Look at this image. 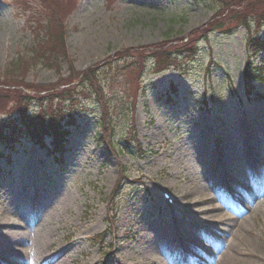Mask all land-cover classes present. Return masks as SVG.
Instances as JSON below:
<instances>
[{
  "label": "rangeland",
  "instance_id": "374dc122",
  "mask_svg": "<svg viewBox=\"0 0 264 264\" xmlns=\"http://www.w3.org/2000/svg\"><path fill=\"white\" fill-rule=\"evenodd\" d=\"M244 1L64 0L56 22L66 56L50 67L27 58H36L31 48L45 37L52 9L43 0H0V117L25 107L22 96L86 86L87 75L103 91L97 98L80 95L72 107L70 151L61 164L30 141L5 152L10 162L0 159L2 264H175L180 246L207 257L204 264H233L234 253L237 264H264V85H255L260 99L244 98L247 30L232 27L229 13L245 12ZM260 11L254 30L264 38V5ZM196 30H207L206 37L177 41ZM194 43L197 53L176 54ZM166 49L174 67L166 59L153 63V53ZM21 59L29 65L16 69L12 64ZM133 62L138 71L130 75ZM171 85L175 107L161 99ZM104 108L106 132L99 124ZM110 128L116 155L99 141ZM211 163L222 170L212 179ZM226 178L236 201L241 189L253 194L249 213L235 216L232 202L217 193ZM159 188L175 198L178 213H170ZM199 207L207 212H196ZM231 243L235 248L226 250Z\"/></svg>",
  "mask_w": 264,
  "mask_h": 264
},
{
  "label": "trees",
  "instance_id": "16d2710c",
  "mask_svg": "<svg viewBox=\"0 0 264 264\" xmlns=\"http://www.w3.org/2000/svg\"><path fill=\"white\" fill-rule=\"evenodd\" d=\"M64 0H43L44 3H46V8H51L52 10H49L51 12V22L47 25V27L43 30H45V37L42 39H39V41L36 43L35 47L31 48V51L35 55L36 58H27L28 62L30 63H38L42 62L47 64L50 67H54V65L57 64V61L62 57L65 58L66 56V50H65V42L66 37L65 34L60 30L61 23L56 22V17L61 18V4ZM70 3V0H69ZM239 4L238 8L242 7V2H237ZM245 4V12H241L238 9L234 11V9L229 8V13L233 12L235 14L234 18H232L231 22H236L237 24L232 26L236 27L239 24L240 26H244L247 29V37L245 41V46L247 48V62L246 67L243 70V76L245 79L246 84V91L249 95L254 94L253 89V82L254 80H264V58L261 59L260 65H255L254 59H256L257 54L261 51H264V39L259 38L257 35L259 32L254 30L255 25L258 22L259 16L261 15V7L264 5V0H246L244 1ZM223 7L225 6L230 7V3L224 2ZM264 13V12H263ZM262 13V14H263ZM245 14V15H243ZM239 16V17H238ZM245 16L252 17L249 18L246 22ZM236 17H238L236 19ZM245 21V22H244ZM242 22V23H240ZM244 24V25H243ZM229 24H223V29L227 28ZM207 35V30L200 31L196 30L190 33L189 39L186 41L187 37H184L182 39H178L177 41L180 42H188L193 39H202L205 38ZM171 38H166L163 43H161V46L166 47L168 44H170ZM153 49V48H152ZM152 49L150 50L152 53ZM183 50H178L176 54L182 55V54H195L198 51V46L196 43H194L192 46L184 44ZM140 51V50H139ZM124 54H127L130 52V50L124 51ZM178 55V56H179ZM184 56V55H182ZM127 57V56H126ZM154 59H156V65L160 64L164 59L169 60L167 64L170 66L174 65L171 64V60L173 59L172 54L166 49L164 51H156V53L151 56ZM26 59L19 60V63L12 64L15 65L14 67L16 69H19L21 66L27 67L29 63ZM125 60V59H124ZM115 63V60H114ZM123 63V64H121ZM127 61L118 62V68H122L125 66ZM120 64V66H119ZM133 66L135 65L134 70L131 69V74L134 72H137V64L133 62ZM157 65V66H158ZM164 68V66H161ZM73 69V66H71V70ZM127 70L128 67H126ZM70 70V71H71ZM91 74L94 73L93 69L89 70ZM87 74H85L86 76ZM129 77V75L127 74ZM84 77V76H83ZM82 77V78H83ZM96 80V77H93L91 75H87L86 80V86H76L75 89H72L70 87L69 89H62V92L59 93H49L48 96L44 97H37V96H22V99L24 100L26 106L22 109H19L18 113H21V118H19L20 123L17 122L15 124L14 122L10 121L8 123L2 122L0 124V141L7 144V146L12 147L15 139H20L22 137H25L26 135H32L36 137L37 141H43V138L45 135L50 137L51 144L53 146L54 153H63L65 150V145L67 142V137L69 136V125L72 123L74 124L73 119V111L72 108L74 104L78 101V97L81 95H92L93 98H97L100 96V93L103 94V91L101 87L99 88L97 84L94 83ZM77 81V80H76ZM84 81V80H82ZM87 87V90L84 91V88ZM79 89V90H78ZM175 92V90H174ZM65 93V94H64ZM104 102V101H103ZM103 102L100 103L101 108L103 109ZM9 103V102H8ZM33 103H36V111L28 113L29 108H33ZM7 107V106H6ZM5 107V108H6ZM109 114H107L105 108L102 110V131H105V121H109ZM105 125V127H104ZM111 132L112 128H110ZM109 130V136L105 140L99 139L100 142H105L107 145L111 144V132ZM15 138V139H14ZM39 138H41L39 140ZM104 139V137L102 138ZM41 144V146H45V144L38 142Z\"/></svg>",
  "mask_w": 264,
  "mask_h": 264
},
{
  "label": "bare ground",
  "instance_id": "6f19581e",
  "mask_svg": "<svg viewBox=\"0 0 264 264\" xmlns=\"http://www.w3.org/2000/svg\"><path fill=\"white\" fill-rule=\"evenodd\" d=\"M218 162V161H217ZM219 164L221 163V162H218ZM208 176H209V178H215V177H217L221 172L219 171V169H218V167H216V166H214V165H212V163H211V165H210V168H209V170H208ZM244 194V198H245V200H248L251 196H252V194H248L247 192H245V193H243ZM206 201H203V200H196V201H194L193 202V204L194 205H201V204H204ZM196 212H200V213H206L207 212V209L206 208H204V207H199V208H197V210H196ZM221 212V211H220ZM222 212H223V210H222ZM249 212V211H248ZM223 220H226L227 218H222ZM244 220V219H243ZM226 221H223V223L222 224H219V225H221V226H224V223H225ZM240 223V218L238 219V221L236 222V223ZM245 224H244V226H246V227H249V220H245V221H243ZM212 225H215V224H212ZM213 228V227H212ZM222 228V227H221ZM38 229H39V227H38ZM222 236V235H221ZM221 236H219V237H221ZM186 242V241H185ZM235 245L236 244H234V243H231V244H229L228 245V247H227V249L226 250H233L234 248H235ZM0 250H2V248H0ZM230 250V251H231ZM59 253L60 252H58V253H56V254H54L53 256H51V258H50V260L51 261H53V263H54V261L55 262H57L58 260V258H59ZM216 254V252L215 251H213L212 252V254ZM5 255V254H4ZM234 255H235V258L234 259H232L231 260V258H230V260L231 261H229V263L230 262H233V264H237V263H239L240 262V257H239V255L238 254H236V253H234ZM18 257H20V256H18ZM187 260H192V259H189V258H186ZM187 264H193L191 261H189Z\"/></svg>",
  "mask_w": 264,
  "mask_h": 264
}]
</instances>
